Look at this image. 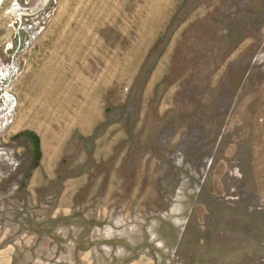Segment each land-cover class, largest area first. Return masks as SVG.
Returning <instances> with one entry per match:
<instances>
[{
  "label": "rangeland",
  "instance_id": "1",
  "mask_svg": "<svg viewBox=\"0 0 264 264\" xmlns=\"http://www.w3.org/2000/svg\"><path fill=\"white\" fill-rule=\"evenodd\" d=\"M0 264H264V0H4Z\"/></svg>",
  "mask_w": 264,
  "mask_h": 264
},
{
  "label": "trees",
  "instance_id": "2",
  "mask_svg": "<svg viewBox=\"0 0 264 264\" xmlns=\"http://www.w3.org/2000/svg\"><path fill=\"white\" fill-rule=\"evenodd\" d=\"M27 133L30 134L36 140V152H37V157L39 158L41 154V149H40L38 135L33 131H27Z\"/></svg>",
  "mask_w": 264,
  "mask_h": 264
},
{
  "label": "bare ground",
  "instance_id": "3",
  "mask_svg": "<svg viewBox=\"0 0 264 264\" xmlns=\"http://www.w3.org/2000/svg\"><path fill=\"white\" fill-rule=\"evenodd\" d=\"M3 2H4V0H0V7H1V5H2Z\"/></svg>",
  "mask_w": 264,
  "mask_h": 264
}]
</instances>
